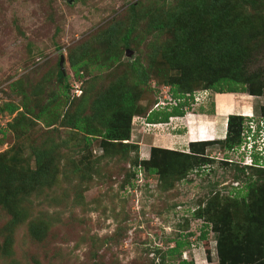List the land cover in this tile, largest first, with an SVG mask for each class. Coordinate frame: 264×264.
<instances>
[{
	"label": "rangeland",
	"instance_id": "obj_1",
	"mask_svg": "<svg viewBox=\"0 0 264 264\" xmlns=\"http://www.w3.org/2000/svg\"><path fill=\"white\" fill-rule=\"evenodd\" d=\"M140 1L159 11L174 0H0V108L6 102L19 107L11 116L0 114V128L5 131L0 134V165L12 170L0 179V194L8 191L12 198V204L4 206L5 199L0 197V264H221L217 253L221 235L215 230L216 224L233 221L244 204L252 207L255 202L260 206L264 201V170L244 168L254 165L251 150L255 146L248 149L244 145V151L240 147L226 150L219 141L204 148L195 146L194 151L189 145L188 149L142 146L145 133L138 118H147L157 104L172 98L171 80L162 75L155 78V72L156 76L164 72L161 64L154 68V77L136 103L130 147L91 136L90 144H85V133L60 128L59 124L47 128L42 120H36L40 106L52 97L62 102L61 83L69 84L76 98L82 88L89 90L88 96L108 88L111 70H100L98 61L92 60L81 77H75L68 51L116 21L129 26L128 7ZM144 21L136 25L134 34L145 29ZM150 38L131 43L124 51L123 63L139 58L146 64ZM61 57V72L67 82L50 74L61 70ZM252 58L249 72L264 79V49L254 52ZM191 65L189 76L199 67L194 61ZM187 71L186 67L183 74ZM202 86L198 82L192 88L195 95L190 112L211 111L215 94ZM21 93L27 94L25 109L31 112V119L22 120L19 114L25 111ZM227 96L217 98L216 109L221 116L227 113L223 103L219 113V103L222 99L230 102L232 98ZM238 99L243 114L248 110V100L256 111V120L263 119L264 93L256 97L243 94ZM63 103L54 112L65 110ZM90 104L83 106V114L94 116L96 111ZM14 120L16 126L8 128ZM169 123L176 125L174 121ZM199 127L198 132L207 135L208 126ZM262 146L259 144L260 152H264ZM36 148L56 150V157L51 159L52 173L44 182L27 178L35 169ZM152 148L160 150L155 158L160 167L157 175L147 169ZM171 151L179 155H170ZM191 152L196 160L180 155ZM185 163L186 168L182 167ZM256 188L261 190L251 192ZM206 224L207 241L196 246L200 229ZM188 234L192 235L186 241L192 246L184 248L181 256L168 255L173 241L184 240ZM231 245L232 240L222 252L238 262L240 254Z\"/></svg>",
	"mask_w": 264,
	"mask_h": 264
},
{
	"label": "trees",
	"instance_id": "obj_2",
	"mask_svg": "<svg viewBox=\"0 0 264 264\" xmlns=\"http://www.w3.org/2000/svg\"><path fill=\"white\" fill-rule=\"evenodd\" d=\"M263 4L264 0H174L168 8L156 11L157 8L147 6L143 1L131 3L126 12L129 26H123L122 22L116 21L108 28L98 31L80 46L78 44L68 51L70 69L75 77L80 78L83 71L91 66L92 60L98 61L100 70H111L108 88L93 93L95 96L92 100V95L88 96V89L82 88V94L76 98L72 96L69 84L61 83L62 102L52 97L40 106V111L35 116L36 120H42L47 128L59 124L60 128L72 129L79 134L85 133L83 137L85 144H90L91 136L100 137L106 143L130 147V126L137 114L136 103L146 91L150 79L154 77L153 71L158 64L162 65L164 72L158 76L155 72V78L158 79L162 75L163 78L171 80L168 83L171 88L169 93L177 105L166 106L164 110L158 112L151 111L147 118H138L140 124L142 122L162 124L167 123L172 117H183L185 110H189L193 104L195 92L192 88L198 82L208 93L248 94L255 97L264 93V79L248 70V63L253 59L252 54L264 49ZM143 20L145 29L141 30L140 34H134L136 25ZM147 36L151 38L147 46L146 64H142L139 58L123 63L124 51L129 49L131 43ZM193 61L199 64V67H196L193 76H189L192 74ZM186 67L188 71L183 74ZM172 72H179L181 75L173 76ZM50 74L66 81V77L59 69ZM89 84L91 86L92 81ZM16 85L17 82L12 89ZM21 95L24 96L21 103L25 110L19 112L21 119H31L29 118L32 116L31 112L25 109L29 102L25 97L27 94ZM61 103L65 110L60 113L54 112ZM89 103H92L89 106L96 111L94 116L83 114V106ZM210 105L213 111L214 103ZM18 109V105L13 102H6L1 106L0 114L6 113L11 116ZM34 119L33 117L32 121L36 123ZM252 122L257 125L256 138L262 139L264 124L259 125L261 119L256 121L244 116L231 115L227 119L226 137L218 143L230 151L241 147L244 142L243 133L248 131V136L251 132L246 123ZM16 124L14 120L9 123L8 128H14ZM19 129H24V126H20ZM4 132L0 128V134ZM52 132H57V129ZM211 144L212 142L190 143L189 146L193 147L194 151L195 146L204 148ZM36 149L35 169L28 173L27 178L44 182L52 173L51 159L56 157V150ZM159 151L158 148L151 149V156L147 161L150 164L147 169L151 175L160 174L158 172L160 167L155 160ZM191 153L180 155L187 160L195 159L194 152ZM170 155L177 156L179 153L171 151ZM223 161L227 163V160ZM182 167L186 168V163ZM244 168L264 170L251 165H245ZM8 173H12V170L5 168L4 164L0 165V179L8 177ZM260 190L256 188L251 192ZM2 198L5 199L4 206L12 204L8 191H4ZM261 204H264V201ZM261 204L259 206L254 202L252 207L244 204L241 214L237 212V217L233 221L226 220L222 226L216 224L215 230L221 235L217 241V253L221 258V264H264V205ZM205 227L207 224L200 229L196 246L201 241H207ZM191 235L183 236L184 240H174L175 245L168 251V255L181 256L184 248L192 246L191 242L186 241ZM230 240L231 248L240 254L238 262L233 256H224L222 252L223 246ZM180 264L186 262L182 261Z\"/></svg>",
	"mask_w": 264,
	"mask_h": 264
},
{
	"label": "crops",
	"instance_id": "obj_3",
	"mask_svg": "<svg viewBox=\"0 0 264 264\" xmlns=\"http://www.w3.org/2000/svg\"><path fill=\"white\" fill-rule=\"evenodd\" d=\"M208 97L210 96L207 94ZM229 95V96H227ZM215 94L214 100L212 102L214 103V110L209 111L207 114L203 112L194 113V111H189L188 109L185 110V115L183 117H175L170 118V121H174L176 125L171 126V124L168 123H160V124H152L153 126L146 127L145 122H142V130L145 134H143L142 138L145 140L142 142V146L144 147H167V149H170L171 147L177 146L180 148L188 149L187 145L190 143H202V142H214V141H222L226 137L227 132V119L231 115H239L244 117L253 116L255 115V109L252 106V102L249 104L247 100L246 107L248 108L246 114H243L242 111L239 109L242 107L241 100L238 99V97H242L243 94ZM231 97L230 102L222 99L219 103L218 111L220 113V105L223 103V106L226 108L227 115L221 116L218 114L216 109V103L217 98H226ZM196 105V104H195ZM165 109V108H164ZM164 109H157V111H161ZM259 111V109H257ZM190 118V119H189ZM199 124L207 125V135L200 132H198ZM161 128V130H160ZM200 128V127H199ZM161 133H146L148 131H154L158 130ZM170 129V131H168ZM165 130L168 131L165 132ZM198 132V133H197ZM154 133V132H153ZM192 134H196L195 137L192 136ZM206 135L201 137V135Z\"/></svg>",
	"mask_w": 264,
	"mask_h": 264
},
{
	"label": "built area",
	"instance_id": "obj_4",
	"mask_svg": "<svg viewBox=\"0 0 264 264\" xmlns=\"http://www.w3.org/2000/svg\"><path fill=\"white\" fill-rule=\"evenodd\" d=\"M79 96V95H78ZM176 102L173 101L171 98L168 100V102H161L159 104H157L155 106V109H164L166 106H176ZM249 119H252V116L249 117ZM260 123V122H259ZM263 125L264 124V119L261 120V123L260 125ZM246 125H248L249 129L251 130V132H249L250 135L247 136V133L248 131H245L243 133V139H244V142L243 144L241 145L240 148H242V151H244L245 149V146L248 147V149H252L254 146V150L251 152H254V151H262V148L259 147V144L264 147V137H263V132H261V136H262V139H259V138H256V130H257V125L255 124V122L253 123H246ZM146 127H150V126H153L152 124H145ZM255 136V137H254ZM245 145V146H244ZM250 152V153H251ZM232 162V161H231ZM251 166H254V165H251Z\"/></svg>",
	"mask_w": 264,
	"mask_h": 264
},
{
	"label": "flooded vegetation",
	"instance_id": "obj_5",
	"mask_svg": "<svg viewBox=\"0 0 264 264\" xmlns=\"http://www.w3.org/2000/svg\"><path fill=\"white\" fill-rule=\"evenodd\" d=\"M253 117V116H252ZM260 117V116H259ZM258 118V117H257ZM257 118H255V115H254V120H256ZM257 121V120H256ZM254 156V159L255 161L253 160V163H254V166L255 167H261V168H264L263 167V164H264V152H260V151H254L253 154Z\"/></svg>",
	"mask_w": 264,
	"mask_h": 264
},
{
	"label": "water",
	"instance_id": "obj_6",
	"mask_svg": "<svg viewBox=\"0 0 264 264\" xmlns=\"http://www.w3.org/2000/svg\"><path fill=\"white\" fill-rule=\"evenodd\" d=\"M63 63H64V58L61 57V59H60V69H61V71L64 73V70H63Z\"/></svg>",
	"mask_w": 264,
	"mask_h": 264
}]
</instances>
